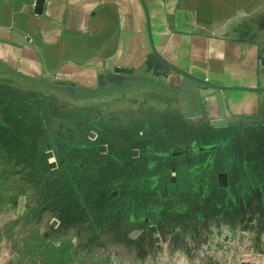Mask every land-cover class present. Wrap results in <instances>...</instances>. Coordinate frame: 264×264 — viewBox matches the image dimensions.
<instances>
[{
	"label": "rangeland",
	"instance_id": "obj_1",
	"mask_svg": "<svg viewBox=\"0 0 264 264\" xmlns=\"http://www.w3.org/2000/svg\"><path fill=\"white\" fill-rule=\"evenodd\" d=\"M242 5L264 60V0ZM165 71L97 91L0 75V264L264 254V100L218 126L181 105Z\"/></svg>",
	"mask_w": 264,
	"mask_h": 264
},
{
	"label": "crops",
	"instance_id": "obj_2",
	"mask_svg": "<svg viewBox=\"0 0 264 264\" xmlns=\"http://www.w3.org/2000/svg\"><path fill=\"white\" fill-rule=\"evenodd\" d=\"M243 10L242 0H0V75L97 91L166 70L195 117L200 107L212 123L236 121L264 100V60L239 29ZM231 252L164 264H264V254Z\"/></svg>",
	"mask_w": 264,
	"mask_h": 264
},
{
	"label": "water",
	"instance_id": "obj_3",
	"mask_svg": "<svg viewBox=\"0 0 264 264\" xmlns=\"http://www.w3.org/2000/svg\"><path fill=\"white\" fill-rule=\"evenodd\" d=\"M213 124L215 125H218V126H221V125H227L228 124V120L226 119H222V120H216V121H213ZM53 153L52 152H49L48 153V156L49 157H52ZM52 167H54V165L52 164ZM220 180H222L220 182V184L222 186H228V174L227 173H221L220 175Z\"/></svg>",
	"mask_w": 264,
	"mask_h": 264
},
{
	"label": "trees",
	"instance_id": "obj_4",
	"mask_svg": "<svg viewBox=\"0 0 264 264\" xmlns=\"http://www.w3.org/2000/svg\"><path fill=\"white\" fill-rule=\"evenodd\" d=\"M55 171H56V170H51L50 172H51V173H54ZM171 185H173V184H171ZM183 190L185 191V190H187V188H184Z\"/></svg>",
	"mask_w": 264,
	"mask_h": 264
}]
</instances>
